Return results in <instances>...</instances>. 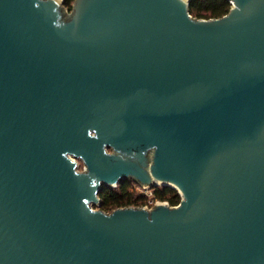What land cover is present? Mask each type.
<instances>
[{
	"label": "water",
	"instance_id": "1",
	"mask_svg": "<svg viewBox=\"0 0 264 264\" xmlns=\"http://www.w3.org/2000/svg\"><path fill=\"white\" fill-rule=\"evenodd\" d=\"M228 1L0 0V264H264V0ZM128 179L180 201L93 208Z\"/></svg>",
	"mask_w": 264,
	"mask_h": 264
},
{
	"label": "trees",
	"instance_id": "2",
	"mask_svg": "<svg viewBox=\"0 0 264 264\" xmlns=\"http://www.w3.org/2000/svg\"><path fill=\"white\" fill-rule=\"evenodd\" d=\"M72 3L73 0H63L64 7L69 11L72 9ZM229 8L228 0H190L189 14L194 18H219L227 14ZM128 185L124 182L114 187L103 186L99 193V209L111 212L119 207L146 205L149 197L142 193L128 192ZM152 197L155 200L167 201L169 205H176L180 201V195L175 189L164 186L152 187Z\"/></svg>",
	"mask_w": 264,
	"mask_h": 264
},
{
	"label": "flooded vegetation",
	"instance_id": "3",
	"mask_svg": "<svg viewBox=\"0 0 264 264\" xmlns=\"http://www.w3.org/2000/svg\"><path fill=\"white\" fill-rule=\"evenodd\" d=\"M78 164V163H77ZM124 182H127L129 185H128V188H127V191L128 192H137V193H142V194H146L148 192H150L151 190L148 189V190H144L142 189L141 187H139L138 183H136L135 181H133L132 179H128V180H125L123 181L122 183ZM121 184V183H119Z\"/></svg>",
	"mask_w": 264,
	"mask_h": 264
},
{
	"label": "built area",
	"instance_id": "4",
	"mask_svg": "<svg viewBox=\"0 0 264 264\" xmlns=\"http://www.w3.org/2000/svg\"><path fill=\"white\" fill-rule=\"evenodd\" d=\"M143 188H147V189H144V190H148V189L151 190L150 192L146 193V195H147L149 198H148V202H147V204L144 205V206H146V207H152L155 203H157V202L160 201V200H155V199H153V197H152V188H148V187H143ZM165 202L168 203L167 201H165Z\"/></svg>",
	"mask_w": 264,
	"mask_h": 264
},
{
	"label": "rangeland",
	"instance_id": "5",
	"mask_svg": "<svg viewBox=\"0 0 264 264\" xmlns=\"http://www.w3.org/2000/svg\"><path fill=\"white\" fill-rule=\"evenodd\" d=\"M108 152H113L112 150H108ZM77 163H78V169L79 170H83V163L80 161V160H77ZM139 185V184H138ZM139 187H141L142 189H147V188H143L142 186H140L139 185ZM144 207H146V206H144ZM93 208H95V209H99V205H97V204H95V205H93ZM146 208H150V207H146Z\"/></svg>",
	"mask_w": 264,
	"mask_h": 264
}]
</instances>
